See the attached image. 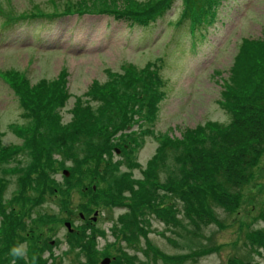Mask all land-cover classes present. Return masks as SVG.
<instances>
[{"label": "rangeland", "instance_id": "1", "mask_svg": "<svg viewBox=\"0 0 264 264\" xmlns=\"http://www.w3.org/2000/svg\"><path fill=\"white\" fill-rule=\"evenodd\" d=\"M186 1L0 0V264H264V150L225 208L164 182L168 141L229 124L264 0Z\"/></svg>", "mask_w": 264, "mask_h": 264}, {"label": "trees", "instance_id": "2", "mask_svg": "<svg viewBox=\"0 0 264 264\" xmlns=\"http://www.w3.org/2000/svg\"><path fill=\"white\" fill-rule=\"evenodd\" d=\"M208 1L205 4L202 2L205 7ZM214 1L216 2V0H212V2ZM191 2V0L186 1L189 6L193 7ZM193 2L195 3L193 8L196 12L194 20L199 21L201 16L204 14L208 15V12L205 13L202 8L198 12L199 2L197 0H193ZM155 9H160V7L147 6L144 10H141L142 13L138 10H132V12L124 11L122 13L123 15L131 14V16L124 17L136 21L151 16L152 25L154 24V21H152L154 19L153 15L157 12ZM26 16L28 15L16 16L18 17H15L17 20H11L5 25H1V28L10 30L21 23L19 21L28 23L35 19L39 20L43 16L45 17L42 19L48 20L50 17L52 19L57 18L60 14L52 13L47 15V13H44L40 17L25 18ZM114 17L118 18L120 15L114 14ZM246 46L247 40H244L240 46L239 56L247 50ZM257 49L259 53L255 55V60L247 63L248 71L241 76L237 84V87L241 89H236L234 95H228L227 97L225 109L231 115L229 124L220 129L199 127L189 134V139L180 138L177 141L167 142L170 143V147L180 149L174 156L178 168V178L167 176L164 181L168 185L177 183L176 186H167L170 190L179 189L178 192L182 193H185V190L195 192L196 190L206 189L210 184H213L210 189L213 194L218 192L217 196L220 201L217 197H211V199L220 203L221 207H224L227 206L226 204H230V202L225 201V198L233 200L238 197L249 180L254 159L264 150V44L257 45ZM243 84H246L247 87H244ZM152 98H154V95H152ZM61 99L58 98L57 101ZM161 145L158 150L161 149ZM147 171H151V168L149 167ZM150 176L151 174L148 173V177ZM123 184H127V182L123 180L116 181L118 186ZM178 194L179 199L185 204L187 196ZM136 217V213L130 217L133 226L135 223L134 218ZM127 219L128 217L123 221ZM79 246L81 248L86 247L85 243H81Z\"/></svg>", "mask_w": 264, "mask_h": 264}, {"label": "clouds", "instance_id": "3", "mask_svg": "<svg viewBox=\"0 0 264 264\" xmlns=\"http://www.w3.org/2000/svg\"><path fill=\"white\" fill-rule=\"evenodd\" d=\"M24 247L23 245L20 246H16L14 245L11 249L9 254L12 255L14 258H18V254H19V249Z\"/></svg>", "mask_w": 264, "mask_h": 264}, {"label": "water", "instance_id": "4", "mask_svg": "<svg viewBox=\"0 0 264 264\" xmlns=\"http://www.w3.org/2000/svg\"><path fill=\"white\" fill-rule=\"evenodd\" d=\"M64 173L67 175L68 173L66 171H64ZM65 225L67 226V228L70 229V223L69 222H66ZM109 262V257H104L102 260H101V263L103 264H107Z\"/></svg>", "mask_w": 264, "mask_h": 264}]
</instances>
